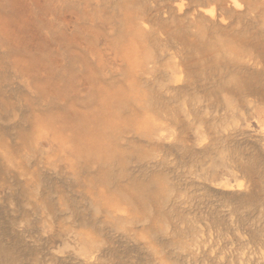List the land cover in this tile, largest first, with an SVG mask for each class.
Listing matches in <instances>:
<instances>
[{"label": "rangeland", "instance_id": "rangeland-1", "mask_svg": "<svg viewBox=\"0 0 264 264\" xmlns=\"http://www.w3.org/2000/svg\"><path fill=\"white\" fill-rule=\"evenodd\" d=\"M0 264H264V0H0Z\"/></svg>", "mask_w": 264, "mask_h": 264}, {"label": "bare ground", "instance_id": "bare-ground-1", "mask_svg": "<svg viewBox=\"0 0 264 264\" xmlns=\"http://www.w3.org/2000/svg\"><path fill=\"white\" fill-rule=\"evenodd\" d=\"M233 4H234V6H237V3L235 1H233Z\"/></svg>", "mask_w": 264, "mask_h": 264}]
</instances>
